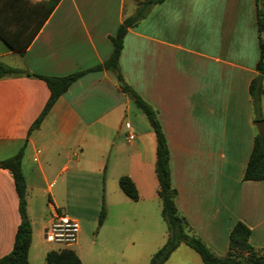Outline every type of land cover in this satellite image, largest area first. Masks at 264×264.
Masks as SVG:
<instances>
[{"label":"crops","instance_id":"0c3cea01","mask_svg":"<svg viewBox=\"0 0 264 264\" xmlns=\"http://www.w3.org/2000/svg\"><path fill=\"white\" fill-rule=\"evenodd\" d=\"M51 1L0 0V29L14 44L0 36V62L22 70L0 77V160L22 153L28 260L45 264L48 251L69 248L83 264H148L167 237L166 228L162 243L155 133L115 73L85 72L30 129L50 95L36 75L104 62L110 36L143 0H58L49 10ZM258 56L255 0H163L127 29L118 57L124 81L157 112L178 212L219 256L237 220L264 250V180L242 178L257 132L249 85ZM259 110L264 119V74ZM121 175L133 181L137 200L120 189ZM62 206L80 231L75 244L55 247L44 231ZM19 221L12 175L0 168V257L12 249ZM182 244L164 264L175 254L199 264Z\"/></svg>","mask_w":264,"mask_h":264},{"label":"trees","instance_id":"16d2710c","mask_svg":"<svg viewBox=\"0 0 264 264\" xmlns=\"http://www.w3.org/2000/svg\"><path fill=\"white\" fill-rule=\"evenodd\" d=\"M50 1V0H49ZM58 0L51 1L49 10ZM163 0H143L137 3L135 12L125 17L118 25L116 32L110 36L112 51L102 63L86 70L72 72L63 76H44L42 78L50 90L46 104L30 129L36 127L54 100L64 92L68 86L87 71L102 68L115 73L120 89L125 92L133 103L143 112L155 133V164L154 170L158 181V196L161 201V217L166 224L167 237L161 247L151 256L148 264H164L171 252L181 243L192 248L204 264H264V250L256 249L249 242L250 228L237 220L229 231L228 249L222 256L215 255L206 244L193 233L186 219L178 212L175 205L176 189L171 184L169 167V150L165 135L159 123L156 110L147 103L130 85H128L119 70L118 57L122 48L123 37L129 27L136 25L150 9ZM256 27L258 37L259 56L255 64L258 74L251 80L249 91L252 98L254 118L262 119L259 110V99L262 93V76L264 74V0H255ZM0 36L12 47L10 37L0 29ZM21 69L8 66L0 62V77L7 74H17ZM21 151L0 160V168H6L12 175L14 188L18 197V212L20 216L12 249L0 257V264H31L28 260V248L31 240V224L26 211V183L21 169ZM243 180H264V135L255 133L253 145L243 173ZM120 189L132 200L138 199V191L127 175L118 178ZM105 217L104 202H101L97 225ZM45 264H83L78 255L69 248L50 250L46 253Z\"/></svg>","mask_w":264,"mask_h":264},{"label":"built area","instance_id":"2783aa9c","mask_svg":"<svg viewBox=\"0 0 264 264\" xmlns=\"http://www.w3.org/2000/svg\"><path fill=\"white\" fill-rule=\"evenodd\" d=\"M128 137L132 138V135ZM79 231L78 220L60 212L54 216L51 223L46 227L44 237L53 243L69 246L76 243Z\"/></svg>","mask_w":264,"mask_h":264},{"label":"rangeland","instance_id":"374dc122","mask_svg":"<svg viewBox=\"0 0 264 264\" xmlns=\"http://www.w3.org/2000/svg\"><path fill=\"white\" fill-rule=\"evenodd\" d=\"M134 107V110H135V112L138 114V115H140L143 119H145V121H148L147 120V118L145 117V115L143 114V112L136 106V105H134L133 106ZM47 199V198H46ZM68 205L69 206H71L72 208H74V209H76V210H79V207H77V205H79V203H77V202H72V201H70V202H68ZM66 208V207H65ZM64 208V206H62L61 207V212L62 213H66L68 210L67 209H65ZM94 214H96V213H94L93 212V215ZM94 217V216H93ZM89 218H90V216H89ZM95 221V220H94ZM161 225H162V228H161V230H163L164 231V239H162V243L164 242V240H165V236H166V225H165V222L162 220L161 222ZM96 227H97V223H96ZM95 231H96V229H94L93 230V233H92V235L95 233ZM53 246H55V247H57V246H60L59 244H57V243H51ZM181 247H185V249H187V251H189L190 253H192V255H195L197 258H198V263L199 264H203V262L200 260V258H199V256L197 255V253L192 249V248H190L189 246H185V244H182V246ZM34 257V256H33ZM174 258H171V260H170V262L168 263V264H195L191 259H190V257L189 256H176V254H175V256H173ZM37 262V261H36Z\"/></svg>","mask_w":264,"mask_h":264},{"label":"water","instance_id":"95a60500","mask_svg":"<svg viewBox=\"0 0 264 264\" xmlns=\"http://www.w3.org/2000/svg\"><path fill=\"white\" fill-rule=\"evenodd\" d=\"M257 133L264 135V119H257L254 121Z\"/></svg>","mask_w":264,"mask_h":264}]
</instances>
